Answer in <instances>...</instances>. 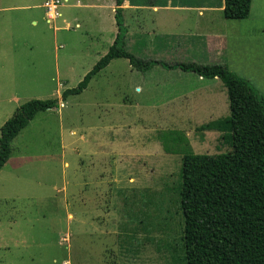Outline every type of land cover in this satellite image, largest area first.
<instances>
[{
	"label": "rangeland",
	"instance_id": "obj_1",
	"mask_svg": "<svg viewBox=\"0 0 264 264\" xmlns=\"http://www.w3.org/2000/svg\"><path fill=\"white\" fill-rule=\"evenodd\" d=\"M26 3L0 0V123L29 100L61 99L101 58L98 42L105 41L83 29L57 31L74 10L66 6L56 29L42 9H2ZM263 5L253 0L252 12L264 15ZM156 17L165 31L192 24L180 13L148 11L130 23L129 50L144 59L200 62L184 39L156 36L162 33ZM250 44L254 50L239 58L263 65L264 48ZM231 48L237 62V45ZM220 83L160 66L143 73L121 58L64 106L40 111L13 139L0 172V264H184L182 161L186 153L228 150L219 132L198 130L230 114ZM11 91L14 102L6 100Z\"/></svg>",
	"mask_w": 264,
	"mask_h": 264
},
{
	"label": "trees",
	"instance_id": "obj_2",
	"mask_svg": "<svg viewBox=\"0 0 264 264\" xmlns=\"http://www.w3.org/2000/svg\"><path fill=\"white\" fill-rule=\"evenodd\" d=\"M123 1L116 0L117 5ZM252 1L224 0V17L249 18ZM115 18L119 33L114 43L76 87L64 90L61 99L25 102L2 125L0 171L11 157L13 139L40 111L59 108L69 96L82 94L113 60L126 59L143 73L160 66L218 78L226 90L230 114L198 130L219 132L228 150L183 156L177 192L184 264H264V96L225 63H169L137 56L127 47L123 9H117Z\"/></svg>",
	"mask_w": 264,
	"mask_h": 264
},
{
	"label": "crops",
	"instance_id": "obj_3",
	"mask_svg": "<svg viewBox=\"0 0 264 264\" xmlns=\"http://www.w3.org/2000/svg\"><path fill=\"white\" fill-rule=\"evenodd\" d=\"M37 0H31V3L20 4L9 6L2 9H14V10H43L42 19L46 21L47 24L53 25L56 29L55 23L59 18H63L62 9H74L72 11H66V17L62 20L65 23L64 26H58L57 31L61 29H83L86 37L99 39L105 38L101 43L102 50L98 52L102 57L104 56L111 45L114 43L119 29L116 24L115 14L118 8L123 9V16L125 19V25L127 26L126 41L128 47V35L131 32L130 23L134 21H139L140 17L146 14L148 11L153 13H159L160 11H170L175 12V14H181L186 17V20L192 21L193 26L188 25L186 29L165 31L161 25V20L156 17L157 28L160 30L163 38L170 37L172 39H184V44L195 51V54H201L202 58L198 63L211 64V63H225L229 68L238 74L239 76L249 80L255 88L264 96V64L257 66L255 61L248 59L244 65V58L239 55L245 53H251L254 48L249 45L254 43L256 45H261L264 48V25L257 23H252L251 18L255 21L257 19H264L263 13H259V9L252 12L249 18L243 20L227 19L224 17V0L210 1L201 0L193 3H178L169 0L168 3L158 4L152 0L149 2L145 0H124L122 5H117L116 0H64L63 6L61 8V17H59L55 22H49L46 18L44 3ZM71 2V3H70ZM253 4V1H252ZM1 10V8H0ZM264 11V5L262 12ZM72 13V14H71ZM39 13H33L31 24L36 26L38 24V19L35 17ZM174 16V13L171 14ZM115 19V20H114ZM111 21V25L106 24L107 21ZM72 23H75L74 25ZM260 26V27H259ZM157 30V29H156ZM135 37H139L138 33H135ZM232 45H237V62L231 56ZM16 46V45H15ZM129 48V47H128ZM247 48L249 51L247 52ZM4 50V49H3ZM18 49H16L17 51ZM8 52V51H7ZM114 61V60H113ZM198 61L197 59H192V62ZM15 62V58L13 60ZM112 63V62H111ZM110 63V64H111ZM129 63V61H128ZM129 67L131 65L129 64ZM132 68V67H131ZM162 68V67H161ZM164 69V68H163ZM14 70H18L15 68ZM166 70V69H164ZM177 70V69H176ZM176 70H166V71H176ZM181 71V70H179ZM183 72V71H181ZM185 73V72H184ZM195 74V73H191ZM198 76L197 74H195ZM199 77V80L204 83L207 82H219L220 79H206ZM207 81V82H206ZM221 84V83H220ZM222 85V84H221ZM12 85H10L11 87ZM223 86V85H222ZM13 92L6 93L9 95V102H14L17 100ZM4 99H0L3 101ZM63 102L60 106H64ZM17 107L14 112L8 114L5 120L0 123L3 125L8 119H10L16 112ZM34 119V118H33ZM32 119V120H33ZM31 122V121H30ZM20 133V132H19ZM18 133V134H19ZM11 158V157H10ZM10 160V159H9ZM9 162V161H8ZM7 162V163H8ZM3 170V169H2ZM1 170V171H2ZM0 171V172H1Z\"/></svg>",
	"mask_w": 264,
	"mask_h": 264
},
{
	"label": "built area",
	"instance_id": "obj_4",
	"mask_svg": "<svg viewBox=\"0 0 264 264\" xmlns=\"http://www.w3.org/2000/svg\"><path fill=\"white\" fill-rule=\"evenodd\" d=\"M63 3L64 0H47L44 3L46 18L49 22H55L59 17H61V8Z\"/></svg>",
	"mask_w": 264,
	"mask_h": 264
},
{
	"label": "water",
	"instance_id": "obj_5",
	"mask_svg": "<svg viewBox=\"0 0 264 264\" xmlns=\"http://www.w3.org/2000/svg\"><path fill=\"white\" fill-rule=\"evenodd\" d=\"M122 4H123V2L120 5H122Z\"/></svg>",
	"mask_w": 264,
	"mask_h": 264
}]
</instances>
